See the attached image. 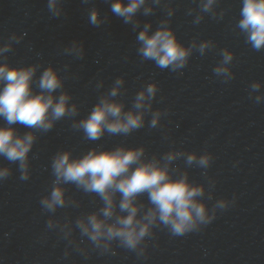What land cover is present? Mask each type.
<instances>
[{
    "label": "water",
    "instance_id": "95a60500",
    "mask_svg": "<svg viewBox=\"0 0 264 264\" xmlns=\"http://www.w3.org/2000/svg\"><path fill=\"white\" fill-rule=\"evenodd\" d=\"M112 3L57 0L50 9L49 0H0V49H7L0 51V64L35 67L34 94L51 67L61 80L53 95L66 94L68 107L75 106V113L53 120L48 130L10 125L34 141L27 179L19 161L0 154V169L8 170L0 178V264H264V48L254 49L239 27L243 0H215L207 11V0H146L128 23L112 12ZM93 10L98 25L89 21ZM146 25L149 34L171 29L190 50L183 67L161 68L143 57L138 35ZM225 52L232 54L227 65ZM220 66L227 72L217 74ZM151 84L155 95L136 108L138 94ZM105 97L125 113L142 112V125L87 138L80 121ZM0 126H9L3 117ZM117 148H143V162L158 161L172 179L186 176L201 187L194 199L206 206L210 222L176 235L157 216L134 249L119 238L90 240L78 222L87 223L92 214L107 224L127 216L119 207L121 194L114 193V213L106 218L102 197L75 182L57 184L52 164L64 152L77 159L93 149ZM190 155L196 159L189 162ZM204 156L206 166L199 163ZM57 186L65 203L49 210L41 201ZM134 203L137 219L147 222L154 207L148 192Z\"/></svg>",
    "mask_w": 264,
    "mask_h": 264
},
{
    "label": "clouds",
    "instance_id": "9594fccd",
    "mask_svg": "<svg viewBox=\"0 0 264 264\" xmlns=\"http://www.w3.org/2000/svg\"><path fill=\"white\" fill-rule=\"evenodd\" d=\"M145 2L146 0H113L111 10L128 23ZM214 2L215 0H207L204 10H209ZM56 4L57 0H49L50 9H55ZM241 16L239 27L247 33L252 47L257 50L264 48V0H243ZM89 21L93 25L100 23L97 11L91 12ZM149 27L150 25H146L138 35V40L142 42L140 52L143 57L155 60L161 68L169 65L173 70L183 67L190 50L179 43L171 29L162 27L149 34ZM206 47V44L201 45V51ZM5 50L7 49H0ZM71 51L79 50L73 46ZM231 59L232 54L225 52L223 64L227 65ZM215 71L217 74L226 73L227 68L220 66ZM34 73L35 67L18 68L0 64V83H3L0 88V117L9 125L0 126V154L9 161L20 162V168L25 170L22 179H27V156L34 136L31 133L18 136L10 125L20 123L30 128L48 130L52 127L53 120L66 113H75V106L68 107L69 97L66 94H61L58 99L53 95L61 86V80L54 69L49 67L41 75L39 87L42 91L38 94H34L32 89ZM120 83L122 81L118 80L117 88L111 92L112 96L117 94ZM155 92L154 84L140 92L136 98V108H143L145 100H151ZM122 109V104L111 102L107 97L102 98L90 115L80 121L79 127L84 130L87 138L96 140L105 130L110 133H128L142 125V112L125 113ZM158 119L159 113L152 124L155 125ZM143 152V148H117L100 152L93 149L82 158L72 159L71 153L64 152L54 159L52 167L57 184L62 179L65 182H75L85 191L98 193L105 202L102 209L104 217H111L114 213V193L121 194L119 207L122 212L128 213L127 216L119 217L113 224H107L96 214L89 216L87 223L78 222L83 234L90 240L99 243L102 239L119 238L126 247L134 249L148 233L157 216L176 235H183L193 230L198 223H208L212 219L208 216L206 206L194 199L202 194L201 187L190 185L186 176L172 179L168 168L161 166L158 161L143 162ZM174 156V153L169 154L167 159L171 161ZM194 159V155L188 157L189 162ZM199 163L206 166L208 157H201ZM133 165L136 167L133 168ZM7 171L0 169V178L6 176ZM145 191L154 206L146 213L147 222L137 219L139 207L134 203L136 197ZM41 203L49 210L62 206L65 203L63 189L55 187L50 197L43 199ZM218 206L224 208L225 203L221 201Z\"/></svg>",
    "mask_w": 264,
    "mask_h": 264
}]
</instances>
